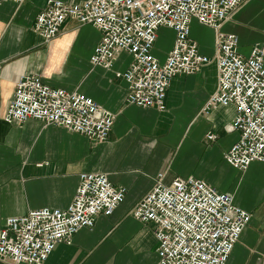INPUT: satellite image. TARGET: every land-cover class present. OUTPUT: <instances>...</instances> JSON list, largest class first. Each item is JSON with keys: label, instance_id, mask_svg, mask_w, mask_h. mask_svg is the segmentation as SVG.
<instances>
[{"label": "crops", "instance_id": "crops-1", "mask_svg": "<svg viewBox=\"0 0 264 264\" xmlns=\"http://www.w3.org/2000/svg\"><path fill=\"white\" fill-rule=\"evenodd\" d=\"M47 1L0 3V228L6 219L30 210L66 209L80 174H105L112 185L126 189L124 201L110 216L96 218L93 228L80 230L71 244L55 246L45 264H157L153 225L135 220L132 210L159 175L165 185L194 178L233 195L234 204L251 215L226 264H264V163L253 162L240 172L223 158L238 135L226 130L235 116L232 106L204 110L218 85L215 62L173 78L163 111L128 105L127 85L115 74L126 71L130 56L119 54L108 70L93 66L90 57L100 33L70 19L45 43L33 23ZM220 30L237 36L239 53L248 56L252 46L264 44V0L243 4ZM171 33L158 31L154 54L160 62L174 36L168 49L160 48L158 40ZM190 37L202 55L213 57L212 29L192 21ZM25 75L83 94L112 114L106 141L95 144L32 119L20 125L5 122L15 84ZM210 134L214 139L207 138Z\"/></svg>", "mask_w": 264, "mask_h": 264}, {"label": "built area", "instance_id": "built-area-1", "mask_svg": "<svg viewBox=\"0 0 264 264\" xmlns=\"http://www.w3.org/2000/svg\"><path fill=\"white\" fill-rule=\"evenodd\" d=\"M248 1L48 0L34 20L33 31L49 43L67 19L95 28L100 40L90 63L108 70L119 54L130 56L126 71L115 75L127 85L126 103L138 108L163 111L172 79L193 75L213 60L218 85L204 110L234 108L235 116L226 130L238 139L223 158L244 172L253 162L264 163V44L252 46L249 55L243 56L237 36L220 28ZM192 21L214 31L212 58L202 55L191 39ZM162 28L174 37L172 48L160 62L154 48ZM29 119L63 128L95 144L106 141L114 123L113 115L91 98L49 87L36 75L18 79L4 116L5 122L16 125ZM162 177L158 176L132 210L135 220L153 225L157 264H226L251 215L234 204L233 195L220 193L201 180L177 178L165 185ZM125 196L126 189L112 185L105 174H80L66 209L41 208L5 220L0 228V264H45L55 246L71 244L80 230L94 227L96 218L113 214Z\"/></svg>", "mask_w": 264, "mask_h": 264}, {"label": "rangeland", "instance_id": "rangeland-1", "mask_svg": "<svg viewBox=\"0 0 264 264\" xmlns=\"http://www.w3.org/2000/svg\"><path fill=\"white\" fill-rule=\"evenodd\" d=\"M173 35L172 33L170 34V36H164V37H161L159 40H158V44H159V47L160 48H163V49H168L169 45H170V40L172 39Z\"/></svg>", "mask_w": 264, "mask_h": 264}]
</instances>
